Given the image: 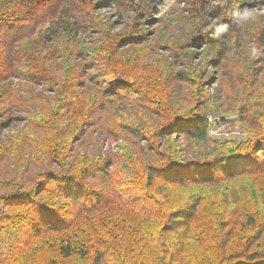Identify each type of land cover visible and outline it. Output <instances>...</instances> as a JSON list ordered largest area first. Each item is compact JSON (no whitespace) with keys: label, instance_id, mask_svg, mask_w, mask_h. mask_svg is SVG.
Instances as JSON below:
<instances>
[{"label":"trees","instance_id":"obj_1","mask_svg":"<svg viewBox=\"0 0 264 264\" xmlns=\"http://www.w3.org/2000/svg\"><path fill=\"white\" fill-rule=\"evenodd\" d=\"M111 1L0 0V130L25 112L0 138V264H264V14L184 0L165 54L157 0H115L118 31ZM197 48L237 80L215 100ZM211 112L245 138L212 139Z\"/></svg>","mask_w":264,"mask_h":264},{"label":"rangeland","instance_id":"obj_2","mask_svg":"<svg viewBox=\"0 0 264 264\" xmlns=\"http://www.w3.org/2000/svg\"><path fill=\"white\" fill-rule=\"evenodd\" d=\"M256 1V5L252 6L250 9L248 10H244V12H242L240 14V18L243 17V19H248L251 14H264V4L262 3L261 0H255ZM156 6H155V11L153 12L152 17H150L152 19V21H154L155 23L151 24V26H147V28L149 29L150 35H149V40L146 43H149L151 45H156L157 50L160 53H165L167 54V52L165 51V48L163 49V46L167 45L166 42H162L163 39L159 36V34L165 35L166 37H169L172 33V29L175 28L176 30H178V26L175 24H167L165 23L163 20L164 18H168V19H174L175 17H177V15L181 14V11H179L180 9H184V5H185V1L184 0H157L156 2ZM214 3H222L221 0H214ZM233 4V2H232ZM117 3L115 2V0L111 1V4L109 5L108 8H102L100 9L96 15L98 18H100V20H102L103 22H109L112 23L115 26V30L118 31L120 29H124L127 25V19L122 18V16H120L119 12H118V8H117ZM247 12V16H245V13ZM93 37L97 36L96 34H92ZM93 37H87L89 43H93ZM96 38V37H95ZM161 41V42H159ZM197 52H199V55H196L190 62L189 67H191V69L193 70H199V69H203L205 68V75H204V80L205 81H209V91L211 93L210 96H212L214 98V100L216 99L215 94L217 89H219L221 87V81H226V83L229 86H233L236 84L237 80H233L230 77H225L223 75V73L219 70L218 72H216L215 68H212L210 65H207L205 67V65H200V62L202 60V57L206 56L207 54H203L204 52V48H197L196 49ZM188 63V61H186ZM206 73H208V76L213 75V78L209 79L208 76L206 75ZM40 93L43 92L44 97L47 95H52L51 92H44L42 90V86L38 87V89ZM220 100H225L224 97H221ZM25 112H23L22 110H18V111H14L13 112V116L11 118V121L9 122V124H7V126H4L1 130H0V138H5L7 136V134L11 131H14L16 129H22L24 122L21 119V116L24 115ZM209 116H216L215 118H213V122H210L208 119ZM207 120L208 123L212 124L211 129L209 130V134L210 137L212 139H221V140H228V139H237V140H241L244 139L245 136L241 130L240 127V123L238 122V116L237 115H228L225 116L222 114V112L220 113H207ZM11 125V126H9ZM97 132L93 134V137H99V145L101 146L102 152L107 153L108 151H117L120 147L121 144V140H114L112 138H108V137H104V136H99ZM179 142H183V140H180ZM182 156L185 157L186 154L182 151L181 152Z\"/></svg>","mask_w":264,"mask_h":264},{"label":"built area","instance_id":"obj_3","mask_svg":"<svg viewBox=\"0 0 264 264\" xmlns=\"http://www.w3.org/2000/svg\"><path fill=\"white\" fill-rule=\"evenodd\" d=\"M216 116H209L208 118V120L210 121V122H213V118H215ZM212 130V129H211Z\"/></svg>","mask_w":264,"mask_h":264},{"label":"clouds","instance_id":"obj_4","mask_svg":"<svg viewBox=\"0 0 264 264\" xmlns=\"http://www.w3.org/2000/svg\"><path fill=\"white\" fill-rule=\"evenodd\" d=\"M245 16H247V12L245 13Z\"/></svg>","mask_w":264,"mask_h":264}]
</instances>
